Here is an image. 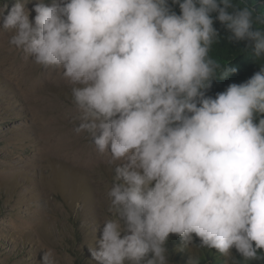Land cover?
I'll list each match as a JSON object with an SVG mask.
<instances>
[{"label":"clouds","instance_id":"9594fccd","mask_svg":"<svg viewBox=\"0 0 264 264\" xmlns=\"http://www.w3.org/2000/svg\"><path fill=\"white\" fill-rule=\"evenodd\" d=\"M9 0L0 31L36 65L60 71L79 121L114 171L113 218L89 246L95 264H169L168 241L244 260L264 251V63L237 69L211 55L220 39L264 59V17L236 0ZM32 12L35 16L32 17ZM215 14V16H213ZM40 264H56L43 252ZM188 264H200L189 258Z\"/></svg>","mask_w":264,"mask_h":264},{"label":"rangeland","instance_id":"374dc122","mask_svg":"<svg viewBox=\"0 0 264 264\" xmlns=\"http://www.w3.org/2000/svg\"><path fill=\"white\" fill-rule=\"evenodd\" d=\"M10 35L0 31V264H40L46 251L56 264H95L89 246L113 218L114 171L88 134L74 131L78 112L60 71L26 58ZM199 243L183 247L171 235L169 264L200 262L208 248ZM214 251L215 264H233L238 254Z\"/></svg>","mask_w":264,"mask_h":264},{"label":"trees","instance_id":"16d2710c","mask_svg":"<svg viewBox=\"0 0 264 264\" xmlns=\"http://www.w3.org/2000/svg\"><path fill=\"white\" fill-rule=\"evenodd\" d=\"M236 2L241 7L247 5L250 9H254V15L258 14L264 17V0H236ZM169 5L177 14H180L179 6L172 4V0H169ZM256 26L264 27V25ZM214 27L219 31L220 39L213 45L210 55L225 68H235L237 71L231 72L227 77L213 80L212 87L207 92V95L213 97L216 93L223 92L231 83L239 84L246 81L258 72L261 67L260 64L264 63V59L256 58L251 49L245 50L246 42L230 41L228 39L229 33L219 21L215 22ZM206 251L205 255L200 257V262L215 264V259H210V255L215 254L214 249L208 248ZM257 256L258 258L255 260H244L238 253L233 264H264V251L258 252Z\"/></svg>","mask_w":264,"mask_h":264}]
</instances>
